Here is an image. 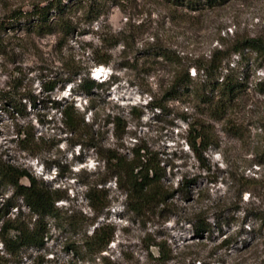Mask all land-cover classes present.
<instances>
[{
	"label": "rangeland",
	"instance_id": "374dc122",
	"mask_svg": "<svg viewBox=\"0 0 264 264\" xmlns=\"http://www.w3.org/2000/svg\"><path fill=\"white\" fill-rule=\"evenodd\" d=\"M46 1L0 0V91L17 88L26 105L23 114L12 116L0 108V159L64 196L56 204L57 223L47 221L44 247L24 251L22 264H100L77 258L67 245L92 229L86 186L107 173L97 165L94 152L73 146L76 138L63 128L42 93L46 82L63 80L70 67L80 68L87 78L102 67L98 80H108L112 73L114 84L93 89L86 97L78 81L59 83L48 99L72 102L89 123L99 115L93 140L98 148L118 146L128 152L134 145L146 147L161 161L164 184L172 188L166 205L140 217L127 212L113 181L107 184V221L115 233L103 255L110 264H264V229L256 218L264 211V91L257 85L264 78V57L246 49L241 56L232 53L245 40L264 44V0H224L200 11L167 0H96L102 9L93 20L88 14L91 2L76 0L70 14L75 29L66 39L38 37L22 25H7L13 11ZM162 52L169 59L161 57ZM216 52L225 55L224 74L243 77L246 86L225 116H210L191 97L164 95L176 71L187 68L193 76L195 66ZM103 54L109 64L96 65ZM25 94L37 96L41 103L33 106ZM150 98L161 107L151 105ZM90 103L93 115L85 112ZM106 114L125 118L121 140L112 137L111 127H102ZM193 121L205 123L212 137L213 146L203 154L204 166L185 142L187 124ZM25 134L38 145L35 157L25 149ZM8 192L0 190V207ZM69 216L74 231L63 226ZM198 221L209 225L201 237L193 228ZM159 244L168 250L164 260Z\"/></svg>",
	"mask_w": 264,
	"mask_h": 264
},
{
	"label": "trees",
	"instance_id": "16d2710c",
	"mask_svg": "<svg viewBox=\"0 0 264 264\" xmlns=\"http://www.w3.org/2000/svg\"><path fill=\"white\" fill-rule=\"evenodd\" d=\"M86 1L91 2L88 14L93 20L98 17L99 11L102 9L101 1L107 0ZM167 1L191 11H200L204 7L216 6L224 0ZM77 5L76 0H47L43 4L32 5L26 11H13L6 18V23L13 27L22 25L28 33L38 37L58 35L61 39H66L75 29L70 14ZM245 49L264 57V44L259 40H245L232 53L241 56ZM219 53L213 54L205 64L196 65L193 76H190L187 68L176 71L164 95L170 99L181 96L191 97L202 103L210 116H225L235 101L244 93L246 86L243 77L239 78L229 71L224 74L225 55L222 56ZM159 55L169 59L165 52ZM95 64L107 66L109 60L103 54L95 60ZM259 69H263V66H260ZM67 70L66 78H61L63 80L55 78L42 86V93L46 94L45 104H50L51 109L58 112L63 128L76 138L73 146L94 152L98 159L97 165L102 164L107 173V176L100 182L86 186V200L91 211L88 220L91 222L92 229L84 232L80 241L68 244L67 249L77 258L89 257L99 260L100 264H110L109 259L103 255L113 242L115 233L113 226L107 221V215L111 208V199H109L106 189L107 184L113 181L115 189L124 196V208L127 212L140 217L159 206L166 205L173 195L172 188L164 184L165 168L161 165V161L146 147L134 145L128 152L118 146L98 148L93 140L94 135L99 131L94 130V121L98 119L99 115L95 114L94 121L89 123L72 102L64 101L62 104L61 101L48 99V95L55 92L59 83L69 84L78 81L77 87L86 97L92 95L93 89L101 90L106 84L110 86L114 84L112 73L108 80L97 81L92 77L87 78L80 68L70 67ZM257 85L264 91V78ZM17 91L18 89L13 87L0 91V108L8 111L10 116L23 114L26 110V105L22 103V97H19ZM24 97H27L33 106L37 102L41 103L37 96L25 94ZM150 104L155 108L161 107L152 98H150ZM93 109L91 103L90 105L86 104V114L93 115ZM103 123L102 127L112 128V137L116 141L122 139V134L127 129V122L123 116L106 114ZM187 127L186 145L196 161L204 166L203 154L213 146L211 134L205 123L198 125L193 121L189 122ZM22 142L30 156L35 157L38 145L34 139L25 134ZM23 179L27 180V184L22 183ZM193 181L190 180L186 183ZM0 190L3 195H8L5 192L9 191V196L5 198L0 207V264H22L24 251L41 250L44 247L48 236L47 221L51 220L57 223L60 210L56 204L62 201L64 196L60 189L51 188L42 181H37L25 169L7 164L1 159ZM24 210H27V213ZM256 216L260 227L264 229V211ZM101 218L102 220H100ZM63 226L69 231H74L76 224L69 216L66 225ZM193 228L197 237H201L204 232L209 231V225L204 221L194 223ZM158 251L159 256L161 255L164 260L168 250L159 244Z\"/></svg>",
	"mask_w": 264,
	"mask_h": 264
}]
</instances>
